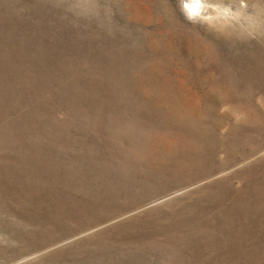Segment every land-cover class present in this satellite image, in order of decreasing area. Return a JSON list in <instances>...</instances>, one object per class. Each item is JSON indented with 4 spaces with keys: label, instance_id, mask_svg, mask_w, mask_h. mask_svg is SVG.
<instances>
[{
    "label": "rangeland",
    "instance_id": "374dc122",
    "mask_svg": "<svg viewBox=\"0 0 264 264\" xmlns=\"http://www.w3.org/2000/svg\"><path fill=\"white\" fill-rule=\"evenodd\" d=\"M0 0V264H264V0Z\"/></svg>",
    "mask_w": 264,
    "mask_h": 264
},
{
    "label": "bare ground",
    "instance_id": "6f19581e",
    "mask_svg": "<svg viewBox=\"0 0 264 264\" xmlns=\"http://www.w3.org/2000/svg\"><path fill=\"white\" fill-rule=\"evenodd\" d=\"M192 7V12L193 13H203L204 12V4L202 3L201 0H195Z\"/></svg>",
    "mask_w": 264,
    "mask_h": 264
}]
</instances>
